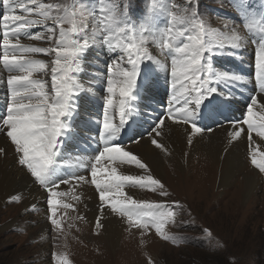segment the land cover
I'll use <instances>...</instances> for the list:
<instances>
[{"label": "rangeland", "instance_id": "1", "mask_svg": "<svg viewBox=\"0 0 264 264\" xmlns=\"http://www.w3.org/2000/svg\"><path fill=\"white\" fill-rule=\"evenodd\" d=\"M38 2L57 6L50 10V16L53 18L59 16L64 19L62 21L58 20L55 23L52 19L45 20L42 24H37L27 29L28 35L22 33L17 37V40H20L19 45H23L24 48H55L56 45L54 40L59 38V32L61 29L69 32L72 39H78L77 42L81 46L86 37V40L89 39V44L87 43L86 48H79L76 56L73 58L74 60H77L80 57V59L83 60L76 62V64H79L82 61L79 65L84 66V71L82 70L80 73V78L83 79V84L86 80L84 78L87 77V75H85V69H88L90 63L101 61V56L97 54V48L103 50L108 58L102 65V68H94L104 74L103 83L100 84L101 93L92 90L91 86L88 90L86 89L87 86L82 88L84 94H86L83 95L84 101L80 104L82 114H84L86 110L87 112L90 110L91 106L89 103H92L94 94H99L105 101L106 91L104 86L106 84L108 68L112 62L122 55L120 50L110 47L109 42L105 39V36L110 34L108 31L109 29H111V32H119V29H117L112 23L113 18L121 21L120 28H124L125 32L132 31L133 29L136 30L131 37L128 34H119L126 44H140L141 47L148 50L147 57L141 61L138 68L140 74L145 68L146 72L140 77L139 82L135 87V92L140 89L143 90L146 82L145 79L150 78L149 83L145 85L142 100L138 103L144 116H147L148 118H151L150 113L153 116L158 110V113L161 116L157 120L159 121L165 116V113L169 114L167 110L170 106L172 109H176L171 102L172 92L170 71L171 59L173 58L174 53L170 48L166 49L163 47L165 40L170 39L167 32L170 27L172 28V31L175 32L185 26L193 29L192 23L203 25L202 32L200 28H195L190 32H186L184 36L178 37L176 40L178 45L187 42L186 37L188 35H202V38L205 40L207 50L203 53L202 67L205 71L204 80L206 81V95L202 100H208L209 94L212 92L211 89H213L212 82L210 81L212 77L206 69L207 61L212 64V68L214 64L216 68H218H213V70L224 75L223 85L225 84V86L222 85L216 93L223 97H238V99L233 98L232 104H230V107L233 109L236 108V105H240L241 102H246V106H248L247 100L249 97L243 95L246 94L244 93L245 87H240V90H234L236 94H232L231 89L233 83L230 81L237 79L238 83L241 85L251 86L261 77L259 70L255 67V63H251L250 61L255 59L258 49L264 48V40L260 41V37H257L259 35L252 32L258 30L262 38H264V0H38ZM24 3H27V0H24ZM28 6L32 7V5ZM12 8L13 14L27 15L29 19L33 20L43 19L35 13L27 14L21 12V9L18 8L15 3L12 4ZM4 11L3 0H0V13H2L0 16V31L2 33L0 34V39L6 34V29L3 26ZM173 15H175L177 19L185 16L188 24H174L172 22ZM70 20H75L78 25L83 22V27L80 28L76 34H72L69 31L73 27L72 23L69 22ZM57 22L59 25L57 28H54L53 26ZM221 22H223V25ZM49 28H52L56 33V37H54L53 40H48L47 38L40 40L31 39L32 36L38 33H42L47 37L50 35L48 32ZM7 29L12 30L11 27H8ZM220 29L224 32L222 33ZM235 30H237V33L241 32L246 37L243 38L244 41L242 40L240 44L238 43L241 47V55L238 61L243 63V66L247 67L248 71L252 72L249 74L250 77H248V75H241L240 72L236 70L237 68L240 70L244 69L240 67L239 63L233 64L234 58L229 61V58L226 56L218 57L214 51L215 48L218 47V43L221 42L220 40H223L226 32L229 31L230 33H234L236 32ZM156 33L160 34L155 35L156 39L152 40V35ZM111 34L116 35V33ZM259 42H261V45ZM225 43L226 42L224 41L223 45H225ZM223 45L222 48L219 47L222 50L224 48ZM94 48L96 49V53L93 50ZM85 49H87V54L81 55V51ZM133 51H135V49H133ZM108 52H110V54ZM152 52L162 58V62L165 66L163 73L155 72V75L151 77L150 70H155L149 63V58ZM18 55H25L23 48H20L17 53V56ZM27 55L38 57L44 62V71L31 73L30 79H39L38 81L44 84L45 91L49 92L51 95L52 68L54 67L53 61L56 58L55 52L51 55L47 53H30ZM215 56H217V58L212 62L210 58ZM85 58L86 60L84 61ZM223 65H233L232 70L239 76L244 77V80L241 81L239 77L237 78V76L232 77V75H229V72L232 71L231 67L227 70L220 71L221 69H224ZM256 70L257 73L253 74V71ZM225 74H228V76ZM71 78L74 80L71 81V88L75 94V90L79 89L78 85L82 84L80 81L78 82L77 68ZM93 78L94 75H91L87 80L91 82ZM234 84L237 87V84ZM252 87H254V85L251 86L250 89ZM212 93H215V91ZM2 94H5L7 98L9 97L8 93L3 92ZM145 102H148L152 107V110L148 111L149 107ZM154 104H158L162 107L157 109ZM190 106L193 109V105L191 104ZM104 108V103H101L98 106V110L104 111ZM130 108V105L127 104L126 109ZM246 108L241 106L238 113L245 114ZM0 114H2V110H0ZM225 114L228 117H233L237 113L228 109L225 111ZM116 115H118V112H114L112 120H115L114 117ZM126 116L127 114H125V118ZM1 117L2 115H0V119ZM209 117L210 116H208V118ZM234 118L238 119L239 122H243V119H240L237 116H234ZM241 118H243V116ZM255 119L259 121V115L257 113ZM65 120L66 119H63L64 122ZM217 120L218 118L215 117L210 118L208 126L211 128L203 131V134H209L213 131L211 129L219 127L218 125H215ZM129 121L131 122V120ZM149 122L150 119L145 125L149 124ZM137 123L138 121L136 124ZM156 123L157 122H154L151 125H155ZM155 127L150 126L146 128V130L149 129L148 132L145 135H142L146 130L143 126L139 125L133 130V134L139 138L135 139L136 141L134 140L133 142L125 144V146L137 144L145 139L148 134L152 133ZM234 127H236V125H234ZM245 127L248 128L246 124H243L239 128L245 130ZM261 133H264V127L262 126L258 127L256 131H253L252 136L259 135L260 137H257H259L260 141H263L264 144V135L261 136ZM245 138L243 140H245ZM86 139L91 142L88 136H86ZM70 144V141H66V149H69ZM192 151L186 156L188 164L190 163V166L195 168L193 169L195 170V173L188 179L189 182L177 183L175 181H168L164 175L159 178L151 175L153 179L158 180L160 184H163L164 190L168 193V196L160 195L158 185L156 186V190L140 185H135L137 186L136 188L127 183L124 185H130V190L142 191L140 199L146 200L147 202L145 203L161 205L160 207H155V210L149 211L146 215L150 216L156 214L158 211H163L164 208L165 211L161 214L162 216L167 215L168 212L173 213L162 228L163 233L169 237L168 239L157 234L154 227L144 229L132 225L131 220L141 218L136 216L128 217L119 212H113L111 209L112 200H109V202L107 201V210L113 214L117 213L115 215L122 217L128 224L122 232L123 245H121L120 240L115 248L116 254L110 255L111 253L109 254L108 250L107 254H103V257H105L107 261L106 264H264V171L260 170V166L264 165V154L260 153L250 145L247 146L242 152L245 167L240 172L234 175L227 172L228 178H225L227 180L221 182V170L218 169L216 170L215 176L212 177V183L214 182L213 185H206L207 187H205V184L207 183L205 181V174L207 171L212 172L213 167L208 168L206 164L198 163L200 157H195L198 150ZM158 158L159 157L157 156L155 159L158 160ZM56 159L57 156H54L52 163L47 169L45 178L46 184L54 173H57H51L53 162L56 161ZM161 160H164V157H161ZM253 160H255V163H253ZM137 170L140 172V176H146L149 174L144 171V169L137 167ZM28 174L30 175V173ZM102 176H100L99 180L102 179ZM244 176L253 178V184L246 185L243 179ZM168 178L169 180L178 179L176 173H170ZM31 179L33 181L32 183L40 189L41 185L35 182L34 178L31 177ZM63 179L58 177V179L55 180V183H59ZM222 184L224 185L222 186ZM56 186H63V184H57ZM124 186L121 190L124 189ZM240 186L247 189V198L238 190ZM95 188V184L89 187L90 190ZM48 199H42L39 201L41 205L44 204V208L42 212H40L44 214V217L42 218L44 222L51 227H55V230H58L57 227L59 225L67 224L65 221L61 220L67 218L69 221H72L75 224L77 222L80 226L82 224L86 228L79 227L77 229L72 226H67L64 230L65 226H63L62 231L60 229L58 231L54 230L59 238L50 242L47 237V241H49L48 246L43 244L46 248L45 252L41 253V250H38L37 248L34 249L33 246H38L43 240L38 238L33 239L36 236L25 237L26 231L28 232L30 228L35 229L36 226L38 227V223L35 219V221L33 219H28L24 222L25 224L23 223L22 225L24 230H21L20 227H18L17 229H11L0 234V264H91L90 262L95 263L94 260L101 257L99 253H96L97 248L92 244L81 243V241H83L81 238L82 229H87L83 232L86 233L85 235L90 239L97 238V235H95V231L97 230V220L92 219L86 221L79 218L73 220L67 215L63 216V213H68L70 215L76 213L75 208H73L74 204L61 202L60 204H69L71 205L70 208H72L71 210H62L60 209L61 207H59L60 204L55 203L52 206V209L49 210L47 204ZM52 199L55 201L58 200V198ZM6 203L7 204L0 206V227L4 225L8 219L15 218L17 220H24L26 214L37 216L40 211L34 209L27 211V213L12 208V213L10 212L8 215L5 210L12 206L17 207L18 205L16 204L17 200L15 201L13 199ZM144 209L147 208H141L140 211ZM56 212H60V214H56ZM53 219L57 221L56 224L51 222ZM143 219L145 222H151L152 220L157 219V217L150 216L145 218L143 216ZM143 219L141 222L144 221ZM90 223L93 225H90ZM18 225L19 222L17 221V226ZM47 233L50 237L53 235L49 227ZM64 235H67L66 239H64ZM10 238L13 239L11 240ZM84 241L87 242V240ZM38 248L40 247L38 246ZM98 249L100 250V253L103 250L102 248Z\"/></svg>", "mask_w": 264, "mask_h": 264}, {"label": "bare ground", "instance_id": "2", "mask_svg": "<svg viewBox=\"0 0 264 264\" xmlns=\"http://www.w3.org/2000/svg\"><path fill=\"white\" fill-rule=\"evenodd\" d=\"M1 14L2 13H0V16ZM10 14L18 15V14H13V11ZM221 23L223 25V22ZM58 25L59 23L57 22L53 27L57 28ZM5 29H6L5 33L8 34L7 38L9 40V46L7 48L3 46V40L5 39V37L4 39H0V110H2V114H0L2 115L0 119V125H2V118L6 115V106L8 101L7 96H5V94L2 93L3 92L8 93L7 77L10 74L8 70L4 67L3 57L7 55L9 59H13V58L19 59L22 56V55L17 56L15 54V52L19 50V47L15 46L17 45L18 36L11 35L12 30H8L7 28ZM220 30L222 31V33L224 32L222 29ZM235 31L236 32L234 33H230L229 31H227L226 34L224 35L223 40H220L221 42L218 43L217 45L218 47H216L214 51L218 57L226 56L227 58H229V61L234 58L233 64L239 63L240 67L244 69V70H240L237 68L236 70L239 71L241 75H248V77H250L249 74L252 72L248 71V68L244 67L243 63L238 61L241 55L240 53L241 47L240 45H238V43L240 44L243 38L246 37L241 32L237 33V30ZM252 32L259 35L257 37H260V41L264 40V38H262L261 34L258 31L254 30ZM0 34H2L1 31ZM154 39H156L155 36ZM18 41L20 43V40ZM88 41L89 39L86 40L85 37L82 44V48H86ZM224 41L226 42L225 45H223ZM259 44H261V42H259ZM222 45L224 46L223 50L220 49L222 48ZM93 50L96 53V49L94 48ZM97 54L101 56V61L92 62L89 64L88 69H85L86 72L85 75H87V77L84 78L86 79L84 81L85 85L82 82L83 79L80 78V73L82 72V70L84 71V66L83 65L78 66V71H79L78 82L80 81L82 84L78 85L79 89L75 90L77 101L75 100L68 101L67 115L63 118V119H67V121L64 122L62 120V123L64 125V131L57 138L56 155H55L57 156V159L56 161L53 162V167L51 168V173L54 172L57 173L56 174L54 173V175L52 174L53 176L47 182L48 185L56 184L57 182L55 183V180L58 179V177H61L62 179L63 178L68 179L70 183L63 184V186H55V188L52 189L40 187L41 189L40 190L39 187H37L32 183L33 181L31 179V176L28 174L25 168L21 169V167L18 165L15 154V148L13 145H11L10 138L6 137V127H5V131L0 133V148H4L7 151V155H5L4 153H0V206L7 204L6 202H9V200L11 201L13 197H15V201L17 200L16 204L18 206L17 207L12 206L7 208L5 211L7 212L8 215L10 214V212L12 213L11 211L12 208L19 209L21 210V212L23 211L27 212L34 209H37L38 211L40 210L37 216L26 214L24 220L23 219L17 220L15 218L8 219V221L4 225H2L3 227L2 226L0 227V234L7 232L8 230L11 229H17L18 227H20L21 230H24L22 226L23 223L26 222L28 219H33V220L35 219L36 222L38 223V227L36 226L35 229L30 228L28 232L26 231L25 237L36 236L33 239L38 238L40 240H43L38 245L40 248H38L37 245L33 246L34 249L37 248L38 250H41V253H43L45 252V248H46L45 246L46 245L48 246L49 241L53 242L54 239L57 240V238H59L58 235L55 234V231H58L59 229L62 231L63 226H65L64 230L67 226H72L73 228H77V229L79 227L86 228L82 224L80 226L76 222L77 224L76 225L75 223L69 221L66 218L65 220L62 219L61 221H65V223L67 224L66 225L61 224L57 227L58 230H55L56 229L55 227H51L49 224L44 222V220H42L44 214L40 212H42L44 208V204L41 205L39 201H41L42 199L46 200L50 198V192L55 191L57 192V195L51 198H58L56 204H60L61 202L72 203L74 204L73 208H75L76 210V213L74 215L63 213L64 214L63 216L67 215L68 217H71L73 220H75L76 218H79L81 220L83 219L86 221L95 219L97 220V222L99 220V222L103 224L102 228L97 227V230L95 231L96 232L95 235H97L96 239L95 238L90 239L88 236L85 235L86 233L83 232L84 230L87 229H82L81 238L83 239V241H81V243L92 244L94 247L97 248L96 253H99L101 255V257H98L96 260H94L95 263L90 262L91 264H106L107 261L105 257H103V254H107V250L109 254L111 253L110 255L116 254L115 248L119 244L120 240H121V245H123L122 232L125 226L128 224L122 217L115 215L117 213L113 214L107 210L108 207L107 203L109 202V200L111 201L113 199H122V197L115 196L114 192L109 193V198L106 199L104 205L102 206L99 201L98 190L96 188L93 190L89 189V187L93 185L92 183L93 177L91 176V165L95 163V156L98 155L106 145H110V144L122 145L125 151H130L131 154L136 155V157L146 165L147 171L145 169L144 171L158 178L164 175L168 181H175L177 183H183L186 181L189 182L188 179L192 176V174L195 173V170H193L195 168H193V166L191 167L190 163L188 164V162L186 161V156L190 151L198 150L195 156V157H200L198 163H204L208 166V168L213 167L212 172L207 171V173L205 174V181L207 182L205 184V187H207L206 185H213L214 182L212 183V177L215 176L216 170L218 169L221 170L220 180L221 182H224V180H227L225 178H228V173L234 175L240 172L245 167V161L242 152L247 146L250 145L254 147L256 150H258L260 153L264 154V144L263 141H260L259 135H257L259 137L252 136L253 131H256L258 127H261V123L257 121L255 118H254V127L251 131H249L248 128L246 127L245 130L239 128L241 125H243V122L242 121L239 122L238 119L234 118V116H237L238 118L242 119L241 117L244 116V114L238 113L239 108L241 106L242 107L244 106L245 108L248 106H246V102L245 103L241 102L240 105H236V108L233 109L230 107V104H232L233 98L238 99V97H223L216 93V91H218L220 87L223 85L224 75L219 74L218 71L213 70L211 66L212 64L210 62H207L206 66L209 69L210 76L212 77L210 81L212 82L211 84L213 89H215V93H212L213 92L212 91L211 94H209V99L206 101L202 100L201 103L198 105L192 104L193 109L192 107L189 106L191 103L188 105L189 108L188 115H190L188 116L189 122L185 123L184 120L180 119L179 116L175 114L177 109L182 110L184 108L183 99L179 98L177 101H173L171 99L173 107H176V109L175 108L173 109V115L165 114V116L162 117L155 124L156 126L157 124H159L160 128L163 129L161 136L154 137L157 140V142L161 145L160 148H157L149 139L148 136L151 133L148 134V136L145 137V139H143L142 137L143 140H141L137 144L128 145V146H125V144H121L122 138H124L127 134H129L131 129L134 127V125H136L137 121L138 122L140 121V113L138 111V108L135 106V103L139 99L138 98L139 93L141 92L142 89L139 90L137 98L134 99V106L131 114L132 121L130 123L116 124L115 120H112V122L116 125L117 130L115 132H104L102 127L104 111L98 110L97 102H102L105 105V101L99 94H94L92 103H89L90 106L93 107V110H89V112L82 114L81 110L79 109V105L82 102L81 96L86 95L84 94L82 88L87 86L86 89L88 90L92 85L99 86L104 79L103 72L95 70L94 68L95 67L102 68V65L105 63V61L108 58L106 57V54L103 52V50H100L98 48H97ZM31 58L33 60H40L38 57L31 56ZM162 61L163 60L161 57L157 56L154 52L151 53V56L149 58V63L155 69V70H150L151 76L155 75L156 70L157 72L160 73L164 72L165 64ZM250 62L255 63V59ZM232 66L233 65L230 66L231 70H232ZM74 68L75 66H73V69ZM34 73H39V72H34ZM24 74L25 73H17V75H24ZM91 75H94V78L92 80L90 79L91 82H89V80L87 79H89ZM225 75L228 76V74ZM229 75H232V77L237 76V78L239 77L241 81L244 80V77L239 76L233 70L229 72ZM145 80L147 81L148 79ZM230 82L233 83V87L231 89L232 94H236L234 90H240V87H245L244 93L246 94L243 95L249 97V99L247 100L248 105L254 96L257 97V106L253 108V111L256 112L259 115V117L262 116L264 114V78L260 77L259 79H257V81L253 84L254 87H252L251 89L250 87L253 85L251 86L241 85L240 83H238L237 79L231 80ZM234 83L237 84V87L235 86ZM223 86H225V84ZM212 108L215 109V113H213ZM228 109L234 111L237 114H235L233 117H227L225 111ZM245 110H247V108ZM212 115L218 117V120L216 121L215 125H218L219 127L211 129L213 131L210 132L209 134H203V131L211 128L210 126H208L209 124L208 116L211 117ZM77 117H79L81 121L93 119L94 121L93 132L89 133L86 132L85 130H81V132L83 133L82 136H88L91 142L87 139L82 140L81 139L82 136H80L81 138H75V136L74 137L71 136L75 132L74 119ZM234 125H236V127H234ZM196 128H200L201 130L195 131L194 129ZM237 133H239V135H237ZM190 138H191V142H189ZM244 138L245 140H243ZM74 140H76L77 142H73ZM66 141L71 142L69 149H66ZM157 156L159 157L158 160L155 159ZM161 157H164V160H161ZM101 167L105 169V173H101V172L97 173V179H100V176H102L103 174L101 181L107 179L106 173L110 171L112 168H115L117 175L140 176V172L137 170V166L135 164L121 162L119 160L110 162L105 159L102 161ZM78 171L88 172L90 180L88 181L87 177L83 176L85 178L84 181H79L77 177L82 175H76V176L73 175L71 177L72 173ZM170 173L172 174L176 173L178 179L169 180L168 177ZM243 179L246 185L253 184L254 181L253 178L244 176ZM57 184H61V183L59 182ZM224 184H222V186ZM238 190L241 191L242 195H244V197L247 198L248 192L245 187L240 186ZM122 191L125 196H130L133 200L137 199L136 201L142 204H147L145 203L147 202L146 200L140 199L142 195V191L130 190V185L124 186V189ZM63 205L64 204L59 205V207H61L60 209L62 210L72 209L70 207L64 208ZM153 210H155V208ZM138 211H140V209ZM56 214H60V212H56ZM17 221L19 222L18 226H17ZM90 225L93 224L90 223ZM48 227L50 228V231L53 234L51 235V237L50 235L48 236L47 233ZM47 237L49 238V241H47ZM63 237L64 239H66L67 235H64ZM10 239L12 240L13 238ZM84 240H87V242H85ZM98 248L103 249L101 253Z\"/></svg>", "mask_w": 264, "mask_h": 264}, {"label": "snow or ice", "instance_id": "3", "mask_svg": "<svg viewBox=\"0 0 264 264\" xmlns=\"http://www.w3.org/2000/svg\"><path fill=\"white\" fill-rule=\"evenodd\" d=\"M15 3L21 12L32 14L43 19H29L27 15H12V4ZM28 5H32L29 7ZM4 14H3V26L5 28L11 27V35L19 36L21 33L28 35L27 29L42 24L45 20L52 19L56 21H62L63 17H51L50 10L53 7H57L52 4L39 3L38 0H3ZM73 27L69 30L72 34H76L80 28L83 27V22L79 25L75 20H70ZM172 22L179 25H187L186 17L182 16L179 19L175 15L172 17ZM112 23L115 25L119 32L116 35L111 34L109 29L108 35L105 39L109 42V46L120 50L122 55L118 57L108 68L105 84V110L103 115L102 127L104 132H115L117 130L116 125L112 122L114 112H118L120 122L125 120V111L127 101L131 97V93L134 90L135 82L138 76L139 64L148 55V50L141 47L140 44H126L121 39L119 33L125 32L124 28H120L121 21L113 18ZM193 29L200 28L203 31L202 24L192 23ZM189 27L185 26L175 32L170 27L167 32L170 39H166L163 47L171 49L174 53L171 59V99L177 101L182 98L184 101V108L177 109L176 115L185 123L188 120V105H198L206 95L204 80L205 71L202 67L203 53L207 50L205 46V40L202 35H188L186 37L187 42L177 44L178 37H182L186 32H190ZM50 35L47 37L42 33H38L31 37V39L40 40L47 38L53 40L56 37V33L52 28L48 29ZM5 34L3 40V46L7 48L9 46V40ZM115 41V43H114ZM55 48H41V47H27L19 45L17 40V46L23 48L25 55H22L19 59H9L7 55L3 57L4 67L10 73L7 77V89L9 93L6 115L2 118V125H0V133L5 131L6 137L10 138L11 145L15 148V154L18 165L21 169L26 168L30 173L34 181L39 183L42 188H55L56 184L48 185L45 182L46 172L49 165L53 161V157L56 155L57 138L64 131V125L62 123L63 118L67 115L68 100L70 95H73L71 88V76L73 72V58L76 56L80 45L76 39H72L69 32L61 29L59 32V38L54 40ZM234 46V45H233ZM135 49V51H133ZM55 52V60L53 61L54 67L52 68V86L51 95L45 91V86L38 80L30 79V75L33 72L43 71L45 65L42 60H33L30 53H47L51 55ZM255 67L259 70L261 78H264V48H260L256 52ZM17 73H25L24 75H17ZM215 91V89H211ZM257 106V97H253L247 107L246 113L243 116V124H246L248 130L251 131L254 127V118L256 113L253 108ZM169 115H173V109L170 106L168 108ZM261 126L264 127V115L259 117ZM165 123V122H162ZM200 131V128L194 129ZM163 129L159 124L154 128L152 133L148 136L151 142L160 148L161 145L154 137L161 136ZM239 135V133H237ZM264 135V133H261ZM191 142V138L189 139ZM0 153L7 155V151L4 148H0ZM110 162L121 161L129 164H135L138 168L146 169V165L141 162L136 155L131 154L130 151H125L122 145L110 144L106 145L103 150L95 156V163L91 165V176L93 177L92 183L95 184L96 189L99 192V201L101 205H104L106 199L109 198V193L115 194V196L122 197V199H113L111 203V209L113 212H120L123 215L129 217H140L141 219L131 220V224L148 229L154 227L157 234H160L165 239L169 237L163 233V225L173 215L172 212H168L167 215L154 219L151 222H143V214L138 210L141 208H155L161 205L142 204L136 200H133L130 196H125L121 190L127 183L130 185H140L144 187H150L156 190V186H159V192L161 196H168V193L164 190L163 184H160L158 180L153 179L151 174L146 176H132V175H117L115 168H112L106 173L107 179L101 181L97 179V173H105V169L101 167L103 160ZM255 163V160H253ZM260 170L264 171V165L260 166ZM79 181H84L83 176L77 177ZM61 184H68L70 181L65 179L60 182ZM57 192L51 191L50 198L47 200L49 210L56 203L54 197ZM15 200V197H13ZM64 208H69L71 205L64 204ZM56 224L57 221L53 219L51 221ZM97 227L102 228L98 220Z\"/></svg>", "mask_w": 264, "mask_h": 264}]
</instances>
